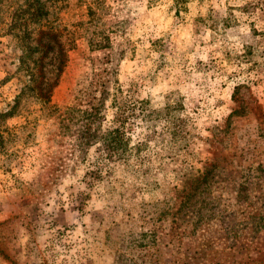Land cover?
<instances>
[{"label": "rangeland", "instance_id": "rangeland-1", "mask_svg": "<svg viewBox=\"0 0 264 264\" xmlns=\"http://www.w3.org/2000/svg\"><path fill=\"white\" fill-rule=\"evenodd\" d=\"M41 2L75 44L44 110L0 30V264H264V0ZM99 78L103 131L118 88L136 108L127 160L63 133Z\"/></svg>", "mask_w": 264, "mask_h": 264}, {"label": "trees", "instance_id": "trees-1", "mask_svg": "<svg viewBox=\"0 0 264 264\" xmlns=\"http://www.w3.org/2000/svg\"><path fill=\"white\" fill-rule=\"evenodd\" d=\"M180 6L187 0H175ZM11 18L5 22L0 20V30L7 28V34L12 35L14 42L13 51L20 50L17 54L18 65L15 72H9L17 80L22 82L25 88L39 90L38 94L43 102V108L52 110L50 105V87L53 85L50 81L49 73L55 76L54 84H58L61 73L64 71L68 61V51L74 47L75 39L68 42L62 38L55 24L50 23L44 18L49 14L45 4L41 0L37 2H26L24 6H10ZM32 25H38L39 34L34 36ZM0 31V36H2ZM89 42L94 49L105 48L109 46V37L91 36ZM68 43V44H67ZM51 65V67H50ZM50 67V68H49ZM94 80L91 81L93 86ZM34 84V85H33ZM90 84V85H91ZM96 89L83 90V95L89 98L88 105L84 109L68 107L61 114V126L63 133L71 134L72 125L78 126L75 134L73 146L80 149L84 146H90L100 143L103 146L102 156L109 162L114 160H127L131 152V136L127 128L131 127L132 117L136 114L134 106H126L118 97L120 88L112 97L111 107L115 109L113 125L106 131H103L101 120L105 119L106 100L109 97V91L106 88L99 90V87L105 83L99 78L95 82ZM99 91L100 96L95 93ZM97 100V102H96ZM140 113H144L141 108ZM75 132V131H74Z\"/></svg>", "mask_w": 264, "mask_h": 264}]
</instances>
